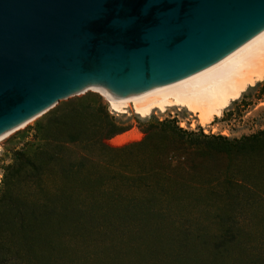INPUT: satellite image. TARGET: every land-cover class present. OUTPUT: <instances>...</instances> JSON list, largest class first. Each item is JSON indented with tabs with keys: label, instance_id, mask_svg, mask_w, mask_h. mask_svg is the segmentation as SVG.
<instances>
[{
	"label": "rangeland",
	"instance_id": "1",
	"mask_svg": "<svg viewBox=\"0 0 264 264\" xmlns=\"http://www.w3.org/2000/svg\"><path fill=\"white\" fill-rule=\"evenodd\" d=\"M83 111L87 121L112 120L127 130L105 141L112 147L145 141V129L175 131L174 135L159 136L170 156L164 155L156 167L163 169L167 178L163 182L153 179L152 189L145 193L182 197L180 208L174 209L179 224L79 233L60 231L55 220L42 222L37 215L26 221L28 235L22 236L5 220L2 233L15 235L25 264H42V257L55 264H264V81L248 89L205 128L177 109L147 118L131 111L115 113L95 89L62 100L0 143V195L10 168L18 165L24 154L33 155L37 147L52 149L58 129L66 123L76 122L78 129V115ZM123 135L127 141L120 143ZM92 143L86 140L81 145ZM24 185L19 179L15 191L23 192ZM148 239L166 245L168 254L147 247L152 246ZM63 244L74 247L71 260L59 258L58 247Z\"/></svg>",
	"mask_w": 264,
	"mask_h": 264
},
{
	"label": "water",
	"instance_id": "2",
	"mask_svg": "<svg viewBox=\"0 0 264 264\" xmlns=\"http://www.w3.org/2000/svg\"><path fill=\"white\" fill-rule=\"evenodd\" d=\"M264 32V0H0V137L88 89L133 98Z\"/></svg>",
	"mask_w": 264,
	"mask_h": 264
},
{
	"label": "trees",
	"instance_id": "3",
	"mask_svg": "<svg viewBox=\"0 0 264 264\" xmlns=\"http://www.w3.org/2000/svg\"><path fill=\"white\" fill-rule=\"evenodd\" d=\"M86 115L84 111L78 115L81 122L78 129L76 122L58 129V141L52 149L37 147L33 155L24 154L20 163L10 168L0 195V264H25L19 257L21 248L15 235L2 233L5 220L22 236L28 235L26 221L37 215L42 222L55 220L60 231L70 229L79 233L91 229H151L179 224L174 209L180 208L182 197L145 193L152 189L153 179L163 182L167 178L164 170L156 167L164 155L170 156L159 136L174 135L175 131L145 129V141L112 147L105 141L127 130L112 120L94 124L84 119ZM86 140L93 141V145H81ZM19 179L25 185L24 191L17 193L14 185ZM148 241L152 246L147 247L168 254L166 245ZM58 250L63 260L74 256L70 244L60 245ZM115 254L119 256L121 252ZM42 264L55 263L42 257Z\"/></svg>",
	"mask_w": 264,
	"mask_h": 264
},
{
	"label": "bare ground",
	"instance_id": "4",
	"mask_svg": "<svg viewBox=\"0 0 264 264\" xmlns=\"http://www.w3.org/2000/svg\"><path fill=\"white\" fill-rule=\"evenodd\" d=\"M264 81V32L233 53L197 74L133 98L122 99L97 90L110 109L119 114L133 112L141 118L177 109L205 128L247 92ZM41 115V114H40ZM35 116L0 137V143L24 128ZM138 138V137H137ZM132 139H136L135 136ZM127 136L119 137V142Z\"/></svg>",
	"mask_w": 264,
	"mask_h": 264
}]
</instances>
